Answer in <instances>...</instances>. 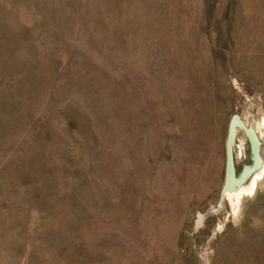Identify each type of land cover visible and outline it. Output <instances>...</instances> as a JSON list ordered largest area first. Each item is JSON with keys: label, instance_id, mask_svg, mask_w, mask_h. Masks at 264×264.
Masks as SVG:
<instances>
[{"label": "rangeland", "instance_id": "rangeland-1", "mask_svg": "<svg viewBox=\"0 0 264 264\" xmlns=\"http://www.w3.org/2000/svg\"><path fill=\"white\" fill-rule=\"evenodd\" d=\"M234 116L251 184L264 0H0V264H264Z\"/></svg>", "mask_w": 264, "mask_h": 264}, {"label": "bare ground", "instance_id": "bare-ground-1", "mask_svg": "<svg viewBox=\"0 0 264 264\" xmlns=\"http://www.w3.org/2000/svg\"><path fill=\"white\" fill-rule=\"evenodd\" d=\"M247 126V123L242 120L239 119L237 116H234L233 118H231L230 123H229V133H228V139H227V172H226V178L224 181V184L222 186V199L223 202H225L227 199L230 200L231 202H233L234 205L239 206L240 202H241V198L246 195H253L256 193L257 191V187H258V181L260 179H262V177L264 176V160H262V145H263V132H264V122L261 124L259 122L258 126H253L252 128H249L256 136H257V140L259 142V154L257 156V154H254V158L256 160L255 162V169H257L258 171L255 173L254 175V179L251 182V184H239L238 182H236V184H234L233 186H229L228 185V161H229V146H231L233 152L235 150V146H237V139H238V135L241 133V128H245ZM262 129V130H261ZM240 149L239 152L240 154L244 152L245 149V144L242 143L240 144ZM257 152V150H256ZM235 169L236 168V162H235ZM236 176L238 178V173L236 171ZM204 216H202L200 222L204 221Z\"/></svg>", "mask_w": 264, "mask_h": 264}, {"label": "water", "instance_id": "water-1", "mask_svg": "<svg viewBox=\"0 0 264 264\" xmlns=\"http://www.w3.org/2000/svg\"><path fill=\"white\" fill-rule=\"evenodd\" d=\"M247 132H248V136L250 138L251 144H252L253 152L255 155L257 154V156H258V154H259V142L257 140V136L251 130H247ZM256 150H257V152H256ZM247 174H248V172H246V175L244 176V178H246ZM236 182H238L239 184L242 183V181L240 179H238L236 176L234 152H233L231 146H229L228 185L231 187L234 184H236Z\"/></svg>", "mask_w": 264, "mask_h": 264}]
</instances>
